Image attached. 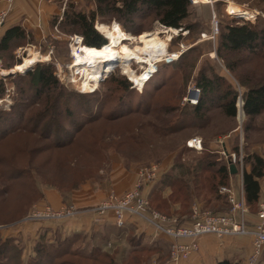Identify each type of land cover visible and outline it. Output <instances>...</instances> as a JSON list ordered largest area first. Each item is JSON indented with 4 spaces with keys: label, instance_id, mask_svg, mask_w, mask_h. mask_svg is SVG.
Here are the masks:
<instances>
[{
    "label": "rangeland",
    "instance_id": "rangeland-1",
    "mask_svg": "<svg viewBox=\"0 0 264 264\" xmlns=\"http://www.w3.org/2000/svg\"><path fill=\"white\" fill-rule=\"evenodd\" d=\"M49 1L36 0L35 3L32 0L27 6L36 9L35 16L36 12L44 15L43 8L52 4ZM209 1H191L194 4L191 14L183 22L184 25L196 22L191 32L167 27L152 21L150 16L141 19L134 15L132 20L142 26L135 33L127 31V27L132 26L130 19H104L98 14L95 29L98 23H118L133 37L123 42L129 49L142 51L153 42L165 45L162 55L154 54L151 58L156 70L145 86H135L124 72L126 65L136 74L148 70V64L139 63L133 56L129 61L121 58L110 65V69L105 70L109 73L97 84L95 92L82 93L80 89H84L89 78L83 75L84 69L74 66L84 78L82 80L72 67L68 44V37L76 34L79 28L65 27L62 23L55 25L56 18L52 16H49L48 28L46 25L42 30L37 29L36 34L31 32L19 44L0 54V77L4 79V92L0 94V113H4L0 117V136H3L0 138V247L2 249L5 242L10 245V261L5 264H34L37 260V264H51L56 253L65 248L60 247V244L65 246L62 239L73 235H78L74 250L77 254H64L56 263L182 264L185 261L174 263L170 260L171 241L166 236H154L156 241L152 243L156 244V250L134 252L131 249L137 237L133 238L131 231L118 229L113 223L109 227H115L114 230L104 229V238L99 231L83 236L84 231L65 229L81 221L82 216L94 217V223H104L116 218L113 209L62 219L37 218L35 213L38 210L47 212L46 208L53 214L71 205L81 210L92 209L112 201L113 196L123 197L137 187L152 209L168 217L190 214L195 206L213 212L230 209L228 197L220 193L219 188L236 189L230 183L231 175L227 185L219 184L214 190L211 178L219 166L227 165L229 169L227 153H237L235 146H240L243 152V144L249 140L247 134L251 130L247 134L245 131L249 119L246 115L240 116L244 111L243 105H239L242 97L238 98L237 115L229 117L215 106L216 94H209L206 98L214 103H209L213 106L207 110L206 120L194 119V108L184 98L191 88L199 87L203 74L224 78L239 94L247 92L256 82H264V49L252 56L248 51L231 54L223 48L218 53L222 46L221 35L227 32L228 26L249 21L264 28V0ZM96 9V0L95 3L93 0H65L61 13L80 11L90 15ZM257 49L262 50L261 47ZM34 52L41 57L25 71L22 68L25 57ZM175 52H180L178 59L168 62L164 56ZM142 56L149 58L150 55L146 52ZM8 60L10 67L5 66ZM232 64H237L235 70L229 67ZM40 65L53 66L58 79L59 86L50 95H41L40 92L45 91L33 76ZM20 67L24 73L18 71L15 75L4 76L9 69L14 71ZM102 75L85 88H92ZM124 78L131 82L128 90L122 84ZM157 80L160 85L155 88ZM169 110L171 114L165 124L161 120ZM257 122H264V114L253 120V124ZM183 124L192 125L181 128ZM250 134L253 137V133ZM193 138L201 141L196 146L199 148L188 146ZM254 138H264V135L258 133ZM153 166L157 170L152 171L151 178L148 173L141 175L140 170H152ZM194 169L203 173L198 178L199 185L193 182L191 170ZM23 176H29L30 180L25 181ZM177 194L179 198L175 197ZM58 203L64 204L57 207ZM88 239L91 244H101L97 245L102 250L97 258H93L95 254L91 252L92 258L86 256L89 251L83 246L88 245ZM104 240L107 243L102 246ZM40 244L44 246L42 255ZM48 251L51 258L47 257Z\"/></svg>",
    "mask_w": 264,
    "mask_h": 264
},
{
    "label": "trees",
    "instance_id": "trees-1",
    "mask_svg": "<svg viewBox=\"0 0 264 264\" xmlns=\"http://www.w3.org/2000/svg\"><path fill=\"white\" fill-rule=\"evenodd\" d=\"M193 6L194 4L190 0H96L97 9L95 11L93 10L90 15L80 11L75 14L73 12L66 13L62 25L65 27L72 26V28L77 26L79 29L76 31V33L81 34L84 37L85 45H87V47L90 49H100L107 44V39L103 37V35L97 29H95V22L98 18L99 13L102 17H104V19H130V25L132 26L127 27V31L130 32L138 33L142 27L139 23V26H137V22L132 20V17L134 15L140 17L141 19L150 16V19H152V21H158L160 24L167 27L181 28V31L187 29L191 32V29L196 26V22L188 25H184L183 22H185V20L190 16L191 8ZM107 15H109V17H107ZM126 33L128 35H131L128 32ZM27 37L28 36L25 29L20 25H15L9 28L0 38V54H2L4 50L8 51L13 45L15 46L19 44L21 42V39H25ZM220 43L222 46L218 49V53H220L223 48V50L231 54H240L243 51H248L249 53H251V56L260 54V52H262L264 49V28H261L258 24L249 21H245L243 25H230L227 28V32H224L221 35ZM257 47H261L262 50L258 51ZM1 58H3V55ZM9 64L10 62L8 60L5 66L10 67L11 65ZM229 67L235 70L237 64L229 65ZM33 76L37 78L38 84H40L41 86V90L45 91L44 93H42L41 91V95H46L48 93L50 95V92H52L59 86L58 79L54 75L53 66L51 65H40L38 67L37 73L33 74ZM3 82L4 79L0 77V94L4 92ZM154 83H156L155 88H158V86L160 85L158 84V80ZM122 84L125 86V90H128L131 86V82H128L125 78L122 80ZM199 88L201 89V96L198 103L195 105L189 104V106L194 108V119L206 120L208 118L207 110L213 106H209V103L213 104L214 102H209L206 97L212 93H215L217 96L215 106H219L227 116L235 117L238 110V98L241 95L243 100V109L245 111V115L249 119V123L246 125V134L250 130L255 129L258 125H264V122H257L253 124V120H256L257 117H260L262 114H264V82H256L253 85L249 86L247 92H245L244 94H239L238 92L233 90L231 85L227 84L224 78L218 76L210 77L206 74H203L201 76V79L199 80ZM3 114V112L0 113L1 118V115ZM170 114L171 110L167 111V116L162 118L161 122H165V124H168ZM188 125L192 124H183L181 128ZM8 132L9 131H7L6 133ZM250 133L251 131L249 132V134H247V138H249L248 142L253 139ZM2 137L3 136H0V138ZM243 145V147H245L244 150L246 153V156H244V162L251 164V170L247 171L245 169L244 171V196L249 204L256 205L259 201V194L261 191V186L258 178L264 175V159L257 153H250L247 150V142H244ZM234 150H238L237 153L240 152V146H235ZM208 164L210 166L211 163L208 162ZM191 174L193 175V182H195L197 185L201 184V181L198 178L202 176L203 173L195 172L194 169V171L191 170ZM229 175L230 173L227 165L219 166V168L212 175L211 188L214 190L215 187V189H218L217 186H219V184L227 185V179ZM24 177L26 179L25 181L30 180L29 176H23V178ZM177 179L178 178H176V180ZM175 197L179 198V195L177 194ZM158 206L160 205H157V207ZM86 235L87 234L83 236ZM77 236L78 235H73V237L67 236L62 239L64 240L65 246H63V244H59L60 247L65 248L59 250L56 253L57 255L51 262V264H73L72 262L56 263V260L62 258L64 254H77L76 252H74L77 247L76 244L78 242ZM133 238L136 239L135 236H133ZM6 243L7 242L4 243L2 249L0 247V263L2 264L8 263L10 261V255L8 256V248L10 245ZM87 243L88 245L85 244L83 246V249L89 251L86 252V256L92 258L91 254H95L93 255V258H97L102 251L101 247L97 245L101 244H91L89 241ZM147 243L148 242L144 243L140 239H138L135 242V247H133L131 250L134 252H143L145 251V249H148V251L157 249L155 243ZM43 247L44 246H42L41 244L39 245V251L41 252V255L43 254L42 252H44ZM51 248H53V246H51ZM47 257L51 258V254L49 253V251L47 252ZM37 263L38 260L34 264ZM218 264L234 263L228 259H225L223 261H220Z\"/></svg>",
    "mask_w": 264,
    "mask_h": 264
},
{
    "label": "built area",
    "instance_id": "built-area-1",
    "mask_svg": "<svg viewBox=\"0 0 264 264\" xmlns=\"http://www.w3.org/2000/svg\"><path fill=\"white\" fill-rule=\"evenodd\" d=\"M13 0H8L12 2ZM195 3L197 0H191ZM7 16V12L0 13V24ZM100 31V30H98ZM102 33V32H100ZM68 44L71 49L72 55V67L77 72L76 67L73 66L75 56L77 54H84V37L81 34H72L68 37ZM168 59V58H167ZM156 70V68L154 69ZM153 73V72H151ZM82 77L81 73H78ZM106 77V74L99 77V80L95 81V85L92 88L85 89L81 82L84 79L81 78V87L84 89L80 91L82 93H93L98 88V83ZM91 82H93L91 80ZM133 82V81H132ZM137 86L136 83H133ZM138 87V86H137ZM201 96V89L199 87L191 88L190 94L184 98L189 104H197ZM242 104L239 100V105ZM243 105V104H242ZM201 141L198 138L189 140V147H196L200 145ZM199 148V147H196ZM230 158V163L236 164L239 169H243L244 166V154L232 152L227 153ZM152 170L142 169L141 175L145 176L147 173L151 178L154 174L152 171L157 170L156 166L151 167ZM139 188H134L125 193L123 197L113 196L112 201L104 202L100 206H96L92 209L81 210L75 205L70 207H64L60 212L51 213L50 208H46L47 212L37 211L36 217L39 219L46 218H67L74 217L79 214L89 213L90 211L103 213L108 209H113L116 215V222L119 227L125 225V214H132L142 217L146 220L155 231L159 234L171 239V246L169 251L170 260L174 263L181 260H188L199 248V239L202 236L208 234H215L219 237L225 236H252V251L248 257V264H260L261 257L264 252V202L260 203L257 215L258 221L254 224H250L247 219V214L250 211L249 203L244 196V189L241 187L240 193H236L234 188L230 186H220V193L226 195L231 204L230 209L227 212H213L210 210H202L198 206H195L192 210L190 218L181 222L178 218L168 217L161 214L159 211L152 209L147 199L139 194ZM152 264H159L153 262Z\"/></svg>",
    "mask_w": 264,
    "mask_h": 264
},
{
    "label": "crops",
    "instance_id": "crops-1",
    "mask_svg": "<svg viewBox=\"0 0 264 264\" xmlns=\"http://www.w3.org/2000/svg\"><path fill=\"white\" fill-rule=\"evenodd\" d=\"M32 0H13L12 2H8V0H0V13L3 11L7 12V16L4 21L0 24V38L5 34V32L15 26L22 25L25 29L27 36L30 35L31 32L34 31L36 34V30H42L47 25L49 26V16H52L55 19V25L60 24L65 19L66 13H61L62 5L65 0H50L49 3H52L48 7H44L43 12L44 15H40L41 12H36V9L27 6ZM54 1V2H53ZM80 1V0H78ZM82 1V0H81ZM95 3V0H93ZM36 3V0H35ZM46 6V3L44 4ZM93 7V5L91 6ZM37 8V7H36ZM41 11V10H40ZM46 11V12H45ZM34 12V16L32 13ZM40 18L38 20V17ZM62 14V15H61ZM45 18L46 21L43 20ZM99 24V23H98ZM254 136H257L258 133L260 135H264V125H258L255 129L251 130ZM262 132V133H261ZM256 134V135H254ZM252 136V134H251ZM256 138V137H255ZM251 139L250 142H247V150L250 153H257L264 159V138L259 139ZM243 150V149H242ZM245 150H243V154ZM238 168V167H237ZM251 170L250 163H244L243 169L238 170L236 174H231L230 183L236 187L234 189L237 194L240 193L241 187L244 189V171ZM260 182L261 191L259 194V201L256 205L249 204L250 211L247 214V219L249 223L252 225L258 221L259 216L257 212L259 210L260 203L264 202V175L258 178ZM64 203H58V206L63 205ZM199 207V206H198ZM192 213V212H191ZM190 214L180 213L178 214V218L181 222L187 221ZM81 221L74 223L72 227L65 228L67 231H77L81 230L93 235L94 232H100L101 236L104 238L105 228L114 230L115 227L118 229L122 228L125 231H131L133 236L140 239L142 242L152 243L154 240V236L165 237L163 234H159L155 231V229L149 224L146 220L141 217L127 214L125 219L124 227H120L117 225L116 218L114 217L108 221H98V223H94V217L82 216L80 218ZM115 227H109L111 224ZM104 232V234H102ZM68 233V232H67ZM159 234V235H156ZM100 236V237H101ZM147 237L149 238L147 240ZM168 238V237H167ZM170 241L171 239L168 238ZM89 241V239H88ZM252 236H225L219 237L215 234H208L202 236L199 239V250L194 253L188 260H185L182 264H218L220 261L228 259L232 261L234 264H248V257L252 251ZM107 241L104 240L102 246L106 244ZM264 264V252L261 257V263Z\"/></svg>",
    "mask_w": 264,
    "mask_h": 264
},
{
    "label": "bare ground",
    "instance_id": "bare-ground-1",
    "mask_svg": "<svg viewBox=\"0 0 264 264\" xmlns=\"http://www.w3.org/2000/svg\"><path fill=\"white\" fill-rule=\"evenodd\" d=\"M202 2H210L209 0H197ZM97 29L100 30L107 39L109 40V44L103 46L100 49H90L87 46H84V54H77L75 57V61L73 66H79V70L84 69L83 75L89 78L84 88L87 86L89 87L92 83L91 80L98 77L99 74H108L109 72L105 71L110 65L115 64L116 60L123 58V60L129 61L133 56H136L139 63L148 64L149 68L145 72L141 74H136L129 67L124 66V72L130 76L134 83L140 86H145L148 82V78L155 72L153 64L151 62V58L154 54L162 55L165 51V45L163 43L153 42L150 46L145 47L142 51H135L123 46V42L126 39H132L133 37L129 36L125 29H123L118 23H112L111 25L106 24H97ZM127 41V40H126ZM125 41V42H126ZM149 54V58L143 57L142 54L146 53ZM180 52H175L171 54H166L164 57L165 59L168 58V62H173L178 59ZM48 56V55H47ZM40 53L34 52L32 56L25 57L24 63L22 68L26 71L27 66L30 64L35 63L37 58L39 59ZM49 57V56H48ZM125 58V59H124ZM49 58H46L48 60ZM120 61V60H119ZM81 65V66H80ZM117 67V66H116ZM115 68V67H114ZM113 68V69H114ZM19 70H14L16 72L20 71L21 67L18 68ZM23 70V69H21ZM20 71V72H25ZM105 71V72H103ZM7 72V71H6ZM153 72V73H151ZM139 86V87H140ZM142 88V87H141ZM86 89V88H85ZM240 116H243L240 112Z\"/></svg>",
    "mask_w": 264,
    "mask_h": 264
},
{
    "label": "water",
    "instance_id": "water-1",
    "mask_svg": "<svg viewBox=\"0 0 264 264\" xmlns=\"http://www.w3.org/2000/svg\"><path fill=\"white\" fill-rule=\"evenodd\" d=\"M240 17H243V16H240ZM15 73H17V72L16 71H12V69H9V72L8 73H4V76L15 75ZM242 104H243V101H242ZM242 115L243 116L245 115L244 111H242ZM229 169H230V173L231 174H236L238 172V168H237L236 164H234V163H230Z\"/></svg>",
    "mask_w": 264,
    "mask_h": 264
}]
</instances>
